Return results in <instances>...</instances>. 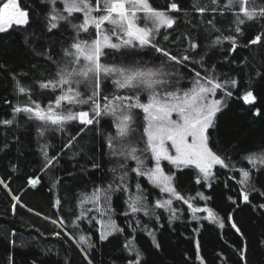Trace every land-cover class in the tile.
<instances>
[{
    "label": "snow or ice",
    "instance_id": "6c2138e0",
    "mask_svg": "<svg viewBox=\"0 0 264 264\" xmlns=\"http://www.w3.org/2000/svg\"><path fill=\"white\" fill-rule=\"evenodd\" d=\"M189 10L203 18L197 21L194 15L193 22L195 27H203L209 36L222 33V26L228 25L229 34L223 38L217 35L213 44L228 41V54L235 53L241 47V41L244 49L259 46V56L264 61V0H190L189 8L182 7L180 0H166L163 7L154 5L153 0H48V10L36 21L31 38L28 35L23 37V43L31 46L29 50L38 62L53 66L54 71L42 77L38 74V66L33 65L34 79L30 86H25V77H20L16 81L17 92L25 100L12 108L13 119L0 120V125L11 126L15 116L23 114L28 121L36 122V131L43 137L50 130L63 133L67 126L78 124L80 127L57 152L50 156L48 151L42 150L43 170L53 169L61 154L67 149H75L76 144L84 139L85 129H88L101 138L102 159L105 155L122 158L117 167L110 169L112 173L118 170L121 173L118 177L120 191L128 190L124 183L130 172L135 173L169 195L166 200H157L154 207L167 210L170 218H178L177 209L172 207L173 200L182 201L193 213V219L211 220L220 228L225 227L226 221L230 222V227L244 237L231 213L221 218L210 207L195 206L192 202L195 198H186L180 190L185 168L194 167L197 170L195 183L208 188L212 187L217 166L235 168L230 164L229 145L223 138L213 139V135L219 133L218 113L228 106L227 100L233 96L232 89L238 86L239 81L228 73L216 75L214 64L205 66L204 56L197 51L200 49L198 37L190 32V48L187 51L200 55L196 63L203 73L193 68L191 84L181 86V80L187 77L184 74L178 76L176 68L184 66L192 57L189 54L177 55L160 46L158 37L162 29H173L177 23L176 14ZM30 27L32 15L29 8L22 7L19 0H0V33L13 28L26 31ZM251 28H258L259 31L252 34ZM57 34H61V39L52 40L51 37ZM162 38L168 39L166 35ZM57 45L60 53L53 56ZM153 52L159 55L152 60L145 59ZM252 59L255 60V57ZM260 68L257 75L264 79V63ZM107 79L112 80L117 91L106 95L104 82ZM45 93L58 94L50 96L47 106H42L37 97ZM218 93L222 94V98H217ZM242 99L247 104H254V89L246 90ZM253 115L260 116V110L256 109ZM104 117L110 118L109 128H114V132L106 133L96 127ZM140 144L144 145L143 148L138 147ZM85 150L86 146L81 145L77 155L83 157ZM91 151L93 155L86 162L91 168L100 169L102 163L95 159V149ZM244 159L257 172L264 170V150L248 152ZM128 160L135 161L136 166L129 168ZM146 160L154 161V165L146 168ZM162 161L172 165L175 171L169 169L166 172ZM252 169H239L242 175L239 183L244 186L240 196L244 204L250 203V191L245 188L253 183ZM68 175L71 176V173ZM116 182L113 180L107 188L96 187L90 196L81 199L80 204H110V191ZM27 183L35 188L40 183V177L33 174L27 178ZM0 185L11 193L4 179H0ZM136 188L137 194L127 201L130 211H125L124 215L141 211L146 216L154 214L139 183ZM251 190H255L254 187ZM197 198L211 199L199 192ZM12 199L15 203L11 208L15 213L21 201L14 195ZM61 203V199L57 198L55 205L60 206ZM256 207L264 210V203ZM91 211L90 208L82 210L76 220L82 222L87 212ZM110 212L111 208L105 207L100 214L104 216ZM201 212L207 213V216L196 215ZM155 218L159 220L160 217L156 215ZM88 219L91 222L94 217ZM52 223L64 227L65 221L61 218L59 221L52 220ZM73 227L79 229L80 225L73 222ZM101 227V241H108L109 236L124 231L110 219L107 223L101 221ZM148 234L152 238V247L161 250L162 244L154 232ZM53 235L60 236V233ZM67 235L76 239L72 234ZM261 235L264 236V233ZM83 244L95 247L89 237L79 235L78 247ZM196 248L199 252V241ZM80 250L84 252L87 264H94L88 252L83 247ZM121 251L130 254V258H121L124 264H147L144 253L134 246L133 241H126ZM237 251L243 264H247V243H243ZM200 259L204 264L203 257Z\"/></svg>",
    "mask_w": 264,
    "mask_h": 264
},
{
    "label": "trees",
    "instance_id": "16d2710c",
    "mask_svg": "<svg viewBox=\"0 0 264 264\" xmlns=\"http://www.w3.org/2000/svg\"><path fill=\"white\" fill-rule=\"evenodd\" d=\"M19 2L22 7L31 10L32 27L26 31L13 28L6 33H0V120L13 119L12 108L25 100V97L17 92L16 81L20 77H25L23 83L30 86L34 79L33 65L38 66V74L42 77L54 71L53 66L38 62L37 57L29 50L31 46H25L23 43V37L28 35L31 38L36 21L48 10V0ZM153 2L154 5L163 7L166 0ZM189 2L190 0H180L184 8H189ZM176 15L177 23L174 28L162 29L158 39L162 48L177 55L189 54L192 57L184 66L176 68L178 76L184 74L187 77L181 80V86L191 84L193 68L203 73V69L196 63L200 60V55L187 51L190 48L188 39L190 32L198 37L200 49L197 51L204 56L205 66L214 64L216 75L228 73L239 81L238 86L232 89L233 96L227 100L228 106L222 113H218L219 133H214L213 139L223 138L226 143L244 130L263 132L264 117L254 116L255 103L250 105L242 99L246 90L255 91L264 81L257 75L261 71L260 65L264 63L259 56V46L244 49L241 41V47L235 53L228 54L227 50L230 48L228 41L225 40L218 45L212 43L217 35L223 38L229 34L228 25L222 26L224 29L222 33H213L209 36L203 27L198 28L194 25V15L197 21L203 19L198 14L189 10ZM250 31L254 34L259 29L251 28ZM165 35L168 37L167 40L162 38ZM51 39L60 40L61 34L52 36ZM59 53L60 47L57 45L52 54L58 56ZM158 55L153 52L145 59L152 60ZM187 73L192 75L188 76ZM116 91L112 80L107 79L104 82V94ZM57 94L45 93L38 95L37 98L42 102V106H47L49 97ZM217 98H222V94L218 93ZM109 120V117H104L96 127L106 133L114 132V128H109ZM79 127L78 124L67 126L63 133L50 130L41 137L36 131V122L28 121L23 114L16 115L11 126L0 125V179H4L11 189L10 193L0 185V264H87L81 247L88 252L94 264H113L114 261L115 264H124L121 258H130L128 252L121 251L126 241L134 242V246L144 253L147 264H202L200 257H203L204 264H243L237 249L245 242L248 245L247 264H264V236L261 235L264 233V210L256 207L264 203V170L257 172L244 159L248 152L261 151L264 147L253 148L242 154L228 148L231 155L230 164L235 165V168L217 166L211 188L195 183L196 169L184 170L181 194L186 198H195L192 201L195 206L212 208L221 218L231 213L237 226L245 234L241 237L230 227V222L226 221L225 227L220 228L211 220L193 219V213L182 201L173 200L172 207L177 209L178 218H170L167 210L154 207L157 200H166L169 195L161 193L145 177H138L135 173L130 172L124 183L128 190L120 191L118 177L121 173L119 170L112 173L110 169L117 167L122 158H109L105 155L102 159L101 138L98 134L94 136L88 129H85L86 135L76 144L75 149H67L61 154L53 169L43 170L42 150L48 151L51 156ZM81 145L86 146L83 157L77 155ZM143 146L138 145L140 148ZM91 149H95V159L102 163L100 169H93L86 162L93 155ZM126 163L129 168L136 166L132 160ZM153 165L154 161H145L146 168ZM242 168L252 169L253 183L245 188L250 191L249 204H244L240 196L241 189L244 188L239 183L242 179L239 169ZM69 172L71 176L68 175ZM33 174L40 177V183L35 188L27 183V178ZM113 180L117 182L110 191V204L105 203L104 206L80 204L81 199L90 196L96 187L107 188ZM137 183L144 190L147 204L154 214L146 216L141 211L124 215L125 211H130L127 204L130 196L137 194ZM253 187L255 190H251ZM198 192L210 196L211 199L197 198ZM13 195L18 196L21 201L15 213L11 208L15 203ZM57 198L62 201L60 206L55 205ZM105 207H110L111 212L102 216L100 213ZM89 208L92 211L87 212L85 219L82 222L77 221L76 216ZM156 215H159V220L155 218ZM196 215L206 217L207 213L201 212ZM88 217L94 219L90 222ZM61 218L65 221L64 227L52 223V220L59 221ZM109 219L124 231L109 236L108 241H101L99 238L102 231L101 221L107 223ZM73 222L80 225L79 229L73 227ZM55 232H59L60 236L53 235ZM149 232H154L160 240L161 250L157 251L152 247ZM66 233L74 235L76 239H70ZM79 235L89 237L95 247L89 248L86 244L78 247ZM197 241L200 245L199 252L196 248Z\"/></svg>",
    "mask_w": 264,
    "mask_h": 264
},
{
    "label": "rangeland",
    "instance_id": "374dc122",
    "mask_svg": "<svg viewBox=\"0 0 264 264\" xmlns=\"http://www.w3.org/2000/svg\"><path fill=\"white\" fill-rule=\"evenodd\" d=\"M254 94L256 95L254 111L256 109H259L261 115L258 117L263 118L264 117V81H262L259 88L254 91ZM226 144L229 145L228 147L229 150L237 152L239 154L245 153L253 148L264 147V131L258 132V131L244 130L241 133L230 138V140H228ZM162 166L164 167L166 172H168L169 169L175 171L173 166L169 165L166 161H162ZM189 168H194V167H189Z\"/></svg>",
    "mask_w": 264,
    "mask_h": 264
}]
</instances>
